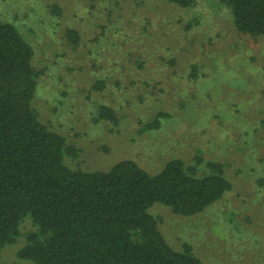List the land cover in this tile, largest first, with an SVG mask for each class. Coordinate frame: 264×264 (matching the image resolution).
I'll list each match as a JSON object with an SVG mask.
<instances>
[{
    "label": "rangeland",
    "instance_id": "374dc122",
    "mask_svg": "<svg viewBox=\"0 0 264 264\" xmlns=\"http://www.w3.org/2000/svg\"><path fill=\"white\" fill-rule=\"evenodd\" d=\"M0 22L33 49L31 107L77 151L64 157L69 169L219 163L230 189L202 213H149L175 251L188 245L205 264H264L263 37L239 34L218 0L187 10L166 0H0ZM101 106L115 124L96 120ZM32 231L25 219L0 264H32L16 256Z\"/></svg>",
    "mask_w": 264,
    "mask_h": 264
},
{
    "label": "trees",
    "instance_id": "16d2710c",
    "mask_svg": "<svg viewBox=\"0 0 264 264\" xmlns=\"http://www.w3.org/2000/svg\"><path fill=\"white\" fill-rule=\"evenodd\" d=\"M166 1L187 10L195 0ZM218 1L239 34L264 38V0ZM65 38L78 42L72 29ZM32 57L20 32L0 22V252L28 219L34 231L16 256L32 264H205L188 245L173 250L149 209L162 205L183 218L202 213L230 189L222 166L173 159L155 174L132 160L107 171L69 169L64 157L77 151L31 107L38 78ZM96 120L115 124L116 117L101 106ZM199 166L207 172L197 174Z\"/></svg>",
    "mask_w": 264,
    "mask_h": 264
}]
</instances>
